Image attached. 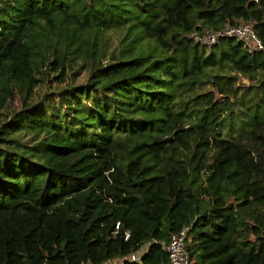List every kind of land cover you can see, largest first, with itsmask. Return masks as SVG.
<instances>
[{
	"label": "trees",
	"instance_id": "obj_1",
	"mask_svg": "<svg viewBox=\"0 0 264 264\" xmlns=\"http://www.w3.org/2000/svg\"><path fill=\"white\" fill-rule=\"evenodd\" d=\"M248 20L264 43V0H0V264H168L182 229L191 264H264V47L194 35Z\"/></svg>",
	"mask_w": 264,
	"mask_h": 264
},
{
	"label": "built area",
	"instance_id": "obj_2",
	"mask_svg": "<svg viewBox=\"0 0 264 264\" xmlns=\"http://www.w3.org/2000/svg\"><path fill=\"white\" fill-rule=\"evenodd\" d=\"M194 35L209 45L217 43L223 37H236L243 40L250 51L264 47L262 39L258 36L250 20L241 24L228 23L221 29L206 33L204 37H200L196 33ZM165 248L169 253L168 264H191L192 258L188 247L187 229L174 233ZM137 257H139L138 254H132V258Z\"/></svg>",
	"mask_w": 264,
	"mask_h": 264
},
{
	"label": "rangeland",
	"instance_id": "obj_3",
	"mask_svg": "<svg viewBox=\"0 0 264 264\" xmlns=\"http://www.w3.org/2000/svg\"><path fill=\"white\" fill-rule=\"evenodd\" d=\"M120 262H121L120 259H116V260L113 261L114 264H118V263H120Z\"/></svg>",
	"mask_w": 264,
	"mask_h": 264
}]
</instances>
